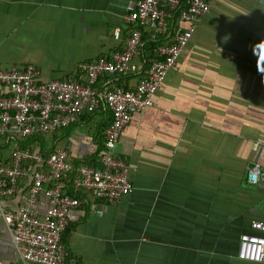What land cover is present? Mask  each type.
<instances>
[{
    "label": "crops",
    "instance_id": "crops-1",
    "mask_svg": "<svg viewBox=\"0 0 264 264\" xmlns=\"http://www.w3.org/2000/svg\"><path fill=\"white\" fill-rule=\"evenodd\" d=\"M136 1L0 0V70L32 65L39 81L83 80L79 63L125 49L133 23L124 17ZM143 31L142 48L148 40ZM172 34L158 36L167 45ZM142 48L133 55L138 66ZM111 75L99 76L96 89L118 81ZM8 92L0 86V93ZM151 101L132 115L116 145L131 190L112 204L79 192L75 220L62 235L66 260L264 264L236 256L239 235L252 231L250 221L264 222V184L246 179L251 162L264 165V0H212ZM109 117L103 107L60 132L68 160L97 157ZM28 184L20 179L14 195L0 204L19 207ZM46 205L41 194L39 212ZM13 256L0 218V260Z\"/></svg>",
    "mask_w": 264,
    "mask_h": 264
},
{
    "label": "built area",
    "instance_id": "built-area-1",
    "mask_svg": "<svg viewBox=\"0 0 264 264\" xmlns=\"http://www.w3.org/2000/svg\"><path fill=\"white\" fill-rule=\"evenodd\" d=\"M211 1L187 0L185 8L179 10V0L136 1L134 11L124 17L126 21L153 30V35L166 34L169 30L173 34L169 44L157 47L160 58L145 67L144 77L131 89L117 87L101 93L92 85L101 74L138 71L133 55L141 41L139 29L131 32L124 50L115 51L108 58L79 63L77 68L84 73L85 83L75 78L39 81V71L32 65H14L0 70V86L9 89L6 94L0 93V135L50 133L75 122L85 111L97 109L101 102L111 115L104 130L103 148L95 163L83 162L75 168L68 160V152L60 148L44 161L38 153L16 151L10 162L0 165V199L12 196L19 178L29 179L27 193L19 207L11 209L0 204V218L14 249L13 259L0 260V264H69L61 236L66 226L75 220L73 209L81 200L67 190H85L110 204L131 190L127 164L116 153L120 132L134 113L152 104V93L166 71L173 67L195 22L208 11ZM162 2L176 11H167ZM169 18L175 25L170 24ZM246 179L251 184H264V165L259 161L251 162ZM50 183L52 185L48 186ZM41 194L47 199L43 212L37 208ZM249 227L252 231L239 235L236 256L264 263V222L251 220Z\"/></svg>",
    "mask_w": 264,
    "mask_h": 264
},
{
    "label": "trees",
    "instance_id": "trees-1",
    "mask_svg": "<svg viewBox=\"0 0 264 264\" xmlns=\"http://www.w3.org/2000/svg\"><path fill=\"white\" fill-rule=\"evenodd\" d=\"M181 7L182 6L179 4V8H181ZM179 8H178V10H179ZM182 8H185V7H182ZM174 10L175 9H173L172 11H174ZM132 23H133V25L131 26V32L134 29H139L141 33L144 29H146L148 31L147 32L148 40L144 43L143 48L140 47L141 44L139 45V49L142 48V51H143V60L141 61V64L138 66L139 69L136 72H124V73L112 74L111 75L112 77H115V78L117 77V79H118V81L115 82L113 85H110L108 87H104L103 89L99 90V89H96L95 85L93 84L92 85L93 88L95 90L101 92V93H104L108 90H113L117 87H122L123 89L134 88L137 81L144 77L143 70L145 69V67H147L151 63L152 60H157L160 58L156 49L159 45H162V44L164 45L165 42L162 41V39L158 35H155V37H153L152 36L154 34L153 30H151L145 26H140L136 22H132ZM143 34H144V31H143ZM140 43H141V41H140ZM109 75L110 74H101L100 76H105L106 78H108ZM66 78H69V77L58 78V79H66ZM133 79H134V84L131 83L133 81ZM77 80L80 83L86 82V78H84L83 80L78 78ZM103 107H105V105L101 102L97 109H95L93 111H85L84 113H82V115L75 122L69 124L68 126L59 128V129H57L53 132H50V133L35 132V133L27 135V136H18V135H14V134L0 135V165L10 162L12 157H13V154L16 151H20V152L28 151V152L38 153L44 161L48 157L49 154H51L54 151H56L57 149L61 148L60 147L61 144H60V142H58V138H60L59 135H60V132H62V130H65L69 126L78 122L80 120V118H82V117H91V115H93L96 111L102 109ZM105 109H107V108L105 107ZM108 112H109V110H108ZM109 115H110V113H109ZM110 120H111V115L109 117L108 122H106V124L102 128V141L100 143V152L103 148L104 130H105L106 126L109 124ZM95 160H96V158L92 159L90 161H85V163H87V162L95 163ZM70 162L76 168L79 165H81L84 161L82 162L79 160H74V161H70ZM74 173L75 172H72L71 176H74ZM20 179H22V181H24V179H26V177L19 178L18 181ZM51 185H52V183L48 184V186H51ZM67 191L69 194H73V195L79 197V194H80L79 192H84L85 190H81V189L75 190V189L70 188ZM14 193L12 195H14ZM62 235H63V233H62ZM61 241L63 243L62 236H61Z\"/></svg>",
    "mask_w": 264,
    "mask_h": 264
}]
</instances>
